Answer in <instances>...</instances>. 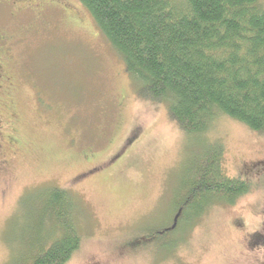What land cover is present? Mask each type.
<instances>
[{"label":"rangeland","instance_id":"1","mask_svg":"<svg viewBox=\"0 0 264 264\" xmlns=\"http://www.w3.org/2000/svg\"><path fill=\"white\" fill-rule=\"evenodd\" d=\"M76 1L65 3L79 22L47 13L40 28L28 13L0 17L14 38L0 80V264L24 243L42 188L78 203L82 244L68 264H264V133L226 117L202 138L183 133L165 104L139 95ZM213 143L223 173L248 193L172 234L177 192Z\"/></svg>","mask_w":264,"mask_h":264},{"label":"trees","instance_id":"2","mask_svg":"<svg viewBox=\"0 0 264 264\" xmlns=\"http://www.w3.org/2000/svg\"><path fill=\"white\" fill-rule=\"evenodd\" d=\"M76 2L139 95L165 104L183 133L202 138L220 117L264 133V0ZM203 146L177 192L172 234L191 230L215 204L233 205L248 193L245 181L223 173L222 146ZM30 204L33 223L8 264H68L82 244L78 203L68 191L42 188Z\"/></svg>","mask_w":264,"mask_h":264},{"label":"flooded vegetation","instance_id":"3","mask_svg":"<svg viewBox=\"0 0 264 264\" xmlns=\"http://www.w3.org/2000/svg\"><path fill=\"white\" fill-rule=\"evenodd\" d=\"M67 0H0V17L5 12H8L10 17H15L20 14L28 13L31 14V20L34 21L36 25L40 28L45 25V19L47 18V13H52L56 16H60L61 19H69L70 22H79L76 20V10L72 9L69 4H66ZM33 24V25H34ZM38 30H44V29ZM37 31L34 30L32 34ZM21 34L16 33L20 36ZM30 34V33H27ZM23 34V36L27 35ZM23 38V37H21ZM20 41L22 39L18 38ZM18 40V41H19ZM14 38L8 36L5 32L0 30V80L3 78L1 74L3 73L2 56L6 55L8 51L3 50L2 48L7 46L9 43H12ZM8 50V48H6ZM4 74V73H3ZM2 77V78H1ZM253 246V240L251 241Z\"/></svg>","mask_w":264,"mask_h":264}]
</instances>
